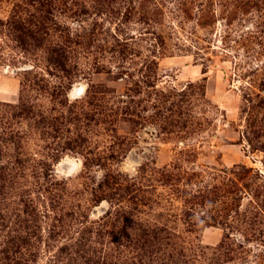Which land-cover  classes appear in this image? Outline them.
<instances>
[{"label":"rangeland","instance_id":"rangeland-1","mask_svg":"<svg viewBox=\"0 0 264 264\" xmlns=\"http://www.w3.org/2000/svg\"><path fill=\"white\" fill-rule=\"evenodd\" d=\"M0 264H264V0H0Z\"/></svg>","mask_w":264,"mask_h":264},{"label":"bare ground","instance_id":"bare-ground-1","mask_svg":"<svg viewBox=\"0 0 264 264\" xmlns=\"http://www.w3.org/2000/svg\"><path fill=\"white\" fill-rule=\"evenodd\" d=\"M73 94H74L73 95L74 97L78 96V95H81L82 94V90L81 89H77Z\"/></svg>","mask_w":264,"mask_h":264}]
</instances>
